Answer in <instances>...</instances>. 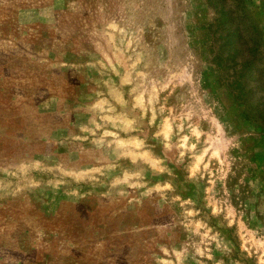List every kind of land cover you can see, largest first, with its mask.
<instances>
[{
	"label": "rangeland",
	"instance_id": "rangeland-1",
	"mask_svg": "<svg viewBox=\"0 0 264 264\" xmlns=\"http://www.w3.org/2000/svg\"><path fill=\"white\" fill-rule=\"evenodd\" d=\"M217 1L0 0V264H264V130L208 30L264 46V0Z\"/></svg>",
	"mask_w": 264,
	"mask_h": 264
},
{
	"label": "trees",
	"instance_id": "trees-1",
	"mask_svg": "<svg viewBox=\"0 0 264 264\" xmlns=\"http://www.w3.org/2000/svg\"><path fill=\"white\" fill-rule=\"evenodd\" d=\"M218 0L217 2H221ZM216 8V7H214ZM215 24L210 26L211 64L219 84L224 87L243 118L254 128L264 130V46L255 27L238 15L219 6ZM216 48L214 50V43Z\"/></svg>",
	"mask_w": 264,
	"mask_h": 264
}]
</instances>
